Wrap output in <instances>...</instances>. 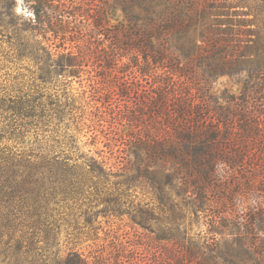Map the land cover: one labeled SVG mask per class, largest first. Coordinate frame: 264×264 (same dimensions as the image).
<instances>
[{
	"label": "trees",
	"instance_id": "trees-1",
	"mask_svg": "<svg viewBox=\"0 0 264 264\" xmlns=\"http://www.w3.org/2000/svg\"><path fill=\"white\" fill-rule=\"evenodd\" d=\"M215 1L117 0L115 6L128 20L127 31L125 40L110 42L107 50L98 36L111 38L102 33L108 29L95 0H21L27 16L16 13L14 0H0V46L6 44L5 59L20 70L0 87V264H46L53 246L48 241L52 215L67 201H77L86 187L115 175L104 161L73 160L66 153L68 127L61 91L70 81L65 74L76 77L91 67L87 79L97 94L91 101L105 96L111 106V96L127 102L134 89L123 74L129 69L134 77L135 72L127 63L119 70L122 58L128 57L141 76L154 64L184 74L183 60L190 64L194 59L217 75L236 63L253 62L252 52L257 58L264 55V17L254 19V30L246 28L245 37L238 38L231 21L221 18L226 15L220 12L223 5ZM249 24L241 21L239 26ZM198 27L206 50H194L191 35ZM117 67L122 76L115 77L123 80L115 91L107 78ZM249 82L241 95L217 107L210 106L197 87L178 90L168 85L157 92H136L139 99L126 119L138 132L128 142H138L145 159L134 153L139 173L134 182L146 179L154 191L168 196L167 183L160 177L168 184L183 177L179 193L193 186L198 200H205L207 191L224 190L221 184L231 178L251 182V172L264 175V104L260 98L254 101V85ZM96 119L103 127V119ZM107 140L110 144L112 139ZM170 204L177 211L172 222L178 226L182 210Z\"/></svg>",
	"mask_w": 264,
	"mask_h": 264
},
{
	"label": "rangeland",
	"instance_id": "rangeland-1",
	"mask_svg": "<svg viewBox=\"0 0 264 264\" xmlns=\"http://www.w3.org/2000/svg\"><path fill=\"white\" fill-rule=\"evenodd\" d=\"M14 1L15 10L20 9L16 13L27 16L21 0ZM215 2L223 5L220 12L226 15L221 18L231 21L232 32L238 38L245 37L242 34L246 28L254 30L251 25L254 19L264 17L261 10L264 0ZM115 3L117 0H95L96 9L101 6L104 12L105 28L108 29L102 33L111 38L110 41L103 34L98 36L107 50L112 45L110 42L125 40L127 31L128 20ZM241 21L250 24L239 26ZM199 31L198 27L191 35L196 43L195 51L199 47V50L208 48L201 43ZM5 48L6 44L0 46V87L9 84L7 79L11 77L8 76L20 71L14 62L5 59ZM251 56L253 62L236 63L217 75L194 59L190 64L183 60L184 74L175 68H159L154 64L144 66L147 75L141 76L128 57L122 58L119 70L127 63L125 66L135 72L134 77L129 75V69L123 74L127 85L134 89L127 102L122 100L124 98L111 96V106L104 102L105 96H100L98 102L91 101L93 97L97 98L87 79L91 67L83 68L76 77L65 74L70 81V87L61 91L68 127L66 153L73 160L93 157L104 161L115 175L106 183L86 187L77 201H67L52 215L48 241L53 246L47 253L46 264H264V175L251 172V178H254L251 182L245 178H231L228 183L221 184L224 190L207 191L205 200H198L199 194L193 186L187 187L184 194L179 193L183 177L168 184L161 176V182L167 183L169 191L168 196L161 195L146 183V179L139 178V184L134 182L139 174L134 153L143 159L145 153L138 142H128L137 135L138 128L126 119L132 112L131 106L139 99L136 92H157L159 86L168 85L178 90L200 88L210 101L209 105L217 107L219 104L225 106L231 96L241 95L249 80V86L254 85V101L260 98L264 104V55L257 58L252 52ZM118 67L107 78L115 91L123 80L116 79L117 75L122 76ZM214 97H217L215 103ZM99 116L103 119V127L97 126L96 117ZM111 116L118 119L116 123L109 122ZM238 118L235 116L234 121L238 122ZM107 138L112 139L110 144ZM239 145L243 147V142ZM168 167L165 171H169ZM170 202L179 204L182 210L180 215L184 218L178 226L172 222L177 211Z\"/></svg>",
	"mask_w": 264,
	"mask_h": 264
},
{
	"label": "clouds",
	"instance_id": "clouds-1",
	"mask_svg": "<svg viewBox=\"0 0 264 264\" xmlns=\"http://www.w3.org/2000/svg\"><path fill=\"white\" fill-rule=\"evenodd\" d=\"M16 11L19 13L20 12V9L17 8ZM25 15H30V13L25 12Z\"/></svg>",
	"mask_w": 264,
	"mask_h": 264
}]
</instances>
